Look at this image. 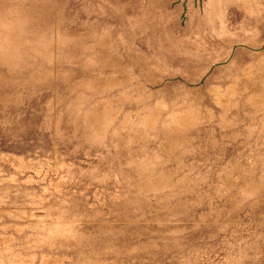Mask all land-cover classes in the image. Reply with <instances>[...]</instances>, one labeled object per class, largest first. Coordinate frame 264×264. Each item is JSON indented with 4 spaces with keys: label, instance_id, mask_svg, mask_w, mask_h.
I'll list each match as a JSON object with an SVG mask.
<instances>
[{
    "label": "rangeland",
    "instance_id": "obj_1",
    "mask_svg": "<svg viewBox=\"0 0 264 264\" xmlns=\"http://www.w3.org/2000/svg\"><path fill=\"white\" fill-rule=\"evenodd\" d=\"M0 264H264V0H0Z\"/></svg>",
    "mask_w": 264,
    "mask_h": 264
},
{
    "label": "bare ground",
    "instance_id": "obj_2",
    "mask_svg": "<svg viewBox=\"0 0 264 264\" xmlns=\"http://www.w3.org/2000/svg\"><path fill=\"white\" fill-rule=\"evenodd\" d=\"M153 182V181H152ZM154 184V183H153Z\"/></svg>",
    "mask_w": 264,
    "mask_h": 264
}]
</instances>
